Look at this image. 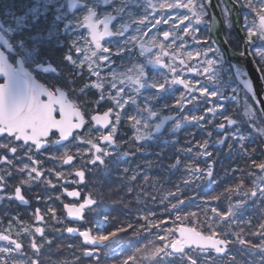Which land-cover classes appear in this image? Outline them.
<instances>
[{
  "label": "flooded vegetation",
  "instance_id": "obj_1",
  "mask_svg": "<svg viewBox=\"0 0 264 264\" xmlns=\"http://www.w3.org/2000/svg\"><path fill=\"white\" fill-rule=\"evenodd\" d=\"M31 2L35 3L36 0H31ZM48 2L54 5L57 13L56 21L51 25L47 22L33 24L30 18L21 15L25 0H0V54H3L6 61L19 74V79L14 81V84L23 86L26 80L28 86L46 90L55 89L57 93H63L65 99L76 105V110L81 111L85 123L79 132L70 134L69 138L59 140L54 137L52 142L39 152L33 153L35 158L41 161L40 167L45 172V179H51L56 186L49 187L43 180L30 182L22 189L27 203H20L14 199L0 200V221H2L0 229L8 228L10 221L15 216H19L21 222L12 224L14 238L18 227L34 230L36 225L34 212L39 208L45 215L43 225L46 229L45 237L51 241L45 243L40 249V264H89V262L80 260V255L84 256L82 239L78 235L67 233L64 229L76 227L93 231L94 224L101 227L106 226V212L108 211L106 187L110 186L111 192L108 196L111 197L110 195L118 188V197L121 198L117 206L123 214L121 225L130 222L135 224L138 220V213H147L150 214L148 221L156 225H160L158 220L162 217L170 216L166 222L167 227H163L175 228V225L178 227L184 224V226L195 228L208 235L212 213L210 207H203L204 201L209 200V204L226 211L229 200L240 199L242 194L237 196L232 193L229 196L223 187H235L240 182L239 178L242 174L245 179H248V170L256 171L249 159L257 162L264 160V116L247 89L246 76L240 71L245 64L240 60V55L245 48L258 67L264 88V67H262L264 65L262 54L264 41L253 39L249 42L246 37V27L242 25V21L244 24L253 23L252 10L242 4L244 0H241L240 4H237L236 0H223V4L221 0H213L216 10L215 19L221 24L220 30L213 31L214 15L207 4L204 6L202 22L197 27L200 38L208 41L210 49L214 51L215 55L212 59L216 63L211 77L203 80L202 84L209 92L217 93L212 104L221 107L211 116L206 117L204 123H201L185 121L183 116L200 115L208 106L204 98H201L200 102H189L188 106L178 111L173 105L183 93L181 85L169 84L159 92L153 88V85L167 78V69L161 64L152 63L150 52L141 54L138 46L133 48L127 40H123L137 34L138 26L131 20L127 17H118L110 25L114 34L112 37H105L102 44L111 48L112 55L108 67L98 69L101 71L98 79L89 70V65L96 68L97 63L84 62L85 53L76 59L68 58L70 45H74L82 35L76 23L78 17L60 14L64 0H48ZM74 2H79V0H74ZM84 2L85 0H81L82 4ZM86 2L88 6L95 7L100 15L111 12L119 6V0H116V3H113V0H86ZM197 2L200 3L202 0H197ZM252 3L255 6L257 3H264V0H252ZM224 8H227L226 12ZM34 11L35 8H33ZM77 11H82V9ZM133 11L140 15L142 9L138 5ZM180 11L182 10L173 11V17ZM244 18L247 20L245 21ZM49 20H51V15ZM160 27L168 29L170 25ZM144 31L147 32V28ZM117 32L121 34L125 32V37L116 35ZM83 35L87 37L88 33L85 31ZM140 39L146 46H151L153 39L162 40V36L158 29H152L148 35H142ZM83 47L87 50L89 44H83ZM222 49L230 51L236 64L227 60ZM176 59L178 60L179 57ZM133 68H139L143 72V87L136 91L126 85L125 95L131 96L133 103L129 104L120 115L118 123L115 120V112L109 117L117 128L115 146H104L112 151L111 155L116 154L115 157L119 158V162L112 159L111 164L106 163L109 159L108 155L102 166L87 168L83 184H63V180L57 181V173H64V177L71 181L74 176L72 177L69 173L74 174L76 170L84 166L85 159L81 158L83 152L78 153L77 151L86 152L89 145L79 142L82 137L85 140L91 139L99 143L101 132L107 133L111 130V128L99 129L91 120L93 115L102 116L108 109L115 108V101L118 99L105 77L108 76L112 81H118ZM3 79L0 76V82H3ZM144 108L155 115L149 116L147 112L142 111ZM2 116L3 101L1 100L0 119ZM128 116H137L148 123L145 139L139 142L135 140L140 133L127 120ZM221 117H228L231 124L221 129L219 127V124L223 122ZM205 140L208 141L205 150L211 153L207 159L201 158L198 155V149L195 148L196 142L202 143ZM2 141L3 138H0V142ZM190 147H193V151H186ZM114 151H122V154L118 156L119 153ZM127 152L131 154L126 155ZM67 153L73 155L75 160L65 165L59 158ZM0 156H7L11 164V166L0 164V176L5 177V192L12 194L14 188L19 186L20 180L24 178L23 173L17 171V167L30 164V161L23 154L22 149H18L16 155L6 149H0ZM177 159H179L178 164L175 163ZM209 160L212 161L214 169L211 179H196L186 171L189 167L206 168ZM159 166H161L160 170ZM9 167L12 172L10 176L5 171ZM113 179L117 184L112 186L110 183ZM185 180L191 182L185 184ZM77 187L82 197L92 194L96 198L92 206L85 208L83 220L67 218L63 209L64 203L82 202L74 201L63 195V188L72 190ZM159 189L161 193L159 198H164V205L161 206H158L156 202ZM101 190L103 193H100ZM57 196L61 199L58 200ZM213 196H219L220 199L211 200ZM173 197H182L185 202L175 209L173 208ZM195 198L200 199L201 205L195 204L197 203ZM190 203L192 205L187 206ZM102 204L105 205L102 206ZM48 207L57 210V216L63 220L62 224L50 219L51 214L48 212ZM182 210L183 215L187 216L188 220H192L175 224L174 217ZM260 211V202L253 199L239 208L238 213H245L246 218L251 216L247 219H251L255 224ZM160 212H163L162 215ZM146 223L145 220H139L136 226L140 229V226ZM246 227L247 225H244L237 231ZM142 230L139 235L131 236L128 232L122 233L120 244L124 247L121 251L125 250L127 243H147L150 240L149 237L153 236L149 232L156 231L155 228ZM102 233L106 234V231ZM243 235L249 236L250 239L255 238L246 232ZM20 238L27 246V250L21 254V259L27 260L36 255L30 247L32 237L24 233ZM37 242H40L38 237ZM106 242L103 243L101 249H98V262L101 260L103 264H111L110 259L116 258L117 254L110 253L106 256ZM236 255H240L243 261L247 259L241 252ZM86 258H89L86 260H92L93 264L98 259H93L92 256ZM117 258L120 260L123 257ZM201 264H205V261L201 260ZM217 264H227V261L217 260Z\"/></svg>",
  "mask_w": 264,
  "mask_h": 264
},
{
  "label": "snow or ice",
  "instance_id": "obj_2",
  "mask_svg": "<svg viewBox=\"0 0 264 264\" xmlns=\"http://www.w3.org/2000/svg\"><path fill=\"white\" fill-rule=\"evenodd\" d=\"M209 2L210 0H202L200 3L197 0H119L118 7L112 9L111 12L100 15L95 7L87 5L86 0L83 4L81 0L79 2L64 0L60 14L78 17L76 23L79 25L82 34L81 39L77 40L74 45H70L68 58L76 59L85 53L84 62L93 61L97 63L96 68L89 65V70L92 75L99 79L101 71L98 69L108 67L112 55L111 48L103 46L102 41L105 37L113 36L114 33L110 25L114 20L118 17H127L128 20L138 26V31L136 35L128 36L123 40H127L133 48L138 46L141 49V54L150 52L152 63L161 64L167 69V78L153 85V88L159 92L168 87L169 84L181 85L183 93L173 105L178 111L188 106L189 102H200L201 98H204L208 106L200 115L183 116L185 121L204 123L206 117L211 116L221 107L212 104L217 93L209 92L202 84L203 80L211 77L216 63L212 59L215 55L214 51L210 49L208 41L200 38L197 27L202 22L204 6ZM113 3H116V0H113ZM236 3L240 4L241 0H236ZM221 4H223V0H221ZM242 4L248 6L254 13L253 23L244 24L242 21V25L246 27V37L249 42H252L253 39L264 41V3H257L254 6L252 0H244ZM138 5L142 9L140 15L133 11ZM107 6L105 3V7ZM33 8H35L34 12ZM78 9H82V11L78 12ZM175 10L182 11L173 17L172 13ZM224 11L226 12L227 8H224ZM21 15L30 18L33 24L47 22L51 25L56 21L57 13L54 10V5L48 0H36L35 3L31 0H25ZM50 15L51 20H49ZM244 19L247 20V18ZM257 20L258 24L256 23ZM161 25H170V27L163 29L160 27ZM145 28H147V32L144 31ZM152 29L160 31L162 40L153 39L151 46H146L140 37L148 35ZM85 31L88 33L87 37L83 35ZM125 32L123 34L117 32L116 35L125 37ZM174 32L175 35H173ZM83 44H89V49L86 50ZM89 52L90 54H88ZM176 57L179 59L177 60ZM24 75L26 76V74ZM0 76L4 78L3 82H0V100L3 101V116L0 119V138H3V141L0 142V149H6L13 155L18 153V149H22L23 154L30 161V164L17 167V171L23 173L24 178L20 180L19 186L14 188V193L7 194L5 192V177L0 176V200L14 199L20 203H27L28 201L22 191L23 186L40 180H43L49 187L56 186L51 179H45V172L40 167L41 161L36 159L33 153L39 152L52 142L54 137L65 140L70 137V134L79 132L85 121L81 111L76 110L77 106L68 102L64 94L57 93L55 89L46 90L28 86L25 80L23 87L18 84L17 90L13 91L12 84L14 81H18L19 74L6 61L3 54H0ZM105 79L109 81L110 89L118 98L115 101V108L108 109L102 116L93 115L91 120L97 128H111V130L107 133L101 132L99 143L91 139L85 140L83 137L80 139V143L89 145L86 152L84 150L77 151L78 153L83 152L81 158L85 159V164L74 174L69 173L72 177L74 176L71 181L64 177V173H57L56 180H63V184H83L87 175V168L104 164L105 158L111 155L110 149L104 146H115L117 129L109 117L115 112V120L118 123L120 115L129 104L133 103L131 96L125 95L126 85L136 91L143 87V72L139 68L131 69L124 78L118 81H112L108 76ZM142 111L147 112L149 116L155 115L149 112L147 108L142 109ZM127 120L140 133L135 137V140L139 142L145 139L149 127L148 123L137 116H128ZM221 120L223 121L219 124L221 129L231 124L228 117H221ZM207 143L208 141L205 140L195 144L198 155L203 159H207L211 155L205 150ZM186 151H193V147L186 149ZM130 154L129 152L126 153V155ZM59 159H62L63 164L67 165L73 163L75 157L67 153ZM249 161L256 169V171L249 169L247 172V176L253 178L251 183L249 184V181L242 174L239 178L240 182L235 187L229 186L225 189L229 196L232 193L237 196L242 194L240 199L229 200L226 211L209 204V200L204 201L203 207H210L212 213L208 235L190 227H161L148 221L147 213L140 214L135 224L130 222L121 225L106 234H94L88 228L81 230L76 227H66L64 231L78 235L82 239L84 255L97 259V246L110 238L123 232L139 235L144 228L156 229L154 233L149 232L154 235V240H148L147 243L131 249L116 264H169V261L172 260L179 261L180 264H201V260L205 261V264H217V260H225L227 264H237L239 257L230 251L232 249L230 245L237 244L243 249L241 253L247 257L243 264H264V160L257 162L249 159ZM175 163L178 164L179 159ZM0 164L11 166L7 156H0ZM5 171L8 176L12 174L11 167ZM186 171L196 179H211L214 171L213 163L209 160L206 168L189 167ZM132 179H136V177H132ZM190 182L189 180L184 181L185 184ZM63 195L72 198L74 201H82L63 204L64 212L69 219L83 220L85 208L96 202V198L92 194L82 197L78 187L72 190L63 188ZM57 199L59 200L61 197L57 196ZM219 199V196L211 198V200ZM253 199L260 202L261 208L256 223L253 224L251 219L246 221L234 219L236 211L243 207L247 201ZM184 202L180 200L178 204L173 205V208L179 207ZM48 212L51 214L50 219L55 220V223H63V220L57 216L55 208L48 207ZM34 217L36 222L34 230L33 228L18 227L15 238L12 233V224L21 222L19 216H15L10 221L8 228L0 229V264H40V249L45 243L51 241L45 237L46 229L43 226L45 215L39 208L35 210ZM139 220L147 221L146 224L140 226V229L136 226L139 224ZM221 224L230 228L231 231L223 230ZM242 224H246L247 227L241 228L239 232L232 227ZM212 225H216V227H212ZM245 232L255 239H248L247 236L243 235ZM24 233L32 237L30 247L36 253L27 260L21 259V254L27 250V246L20 238ZM37 237L40 242H37Z\"/></svg>",
  "mask_w": 264,
  "mask_h": 264
},
{
  "label": "rangeland",
  "instance_id": "obj_3",
  "mask_svg": "<svg viewBox=\"0 0 264 264\" xmlns=\"http://www.w3.org/2000/svg\"><path fill=\"white\" fill-rule=\"evenodd\" d=\"M178 23H179V21H177ZM258 24V23H257ZM262 54L264 55V52H262ZM112 152V151H111ZM115 153L116 152H118L119 154H118V156L119 155H121L122 154V151H114ZM112 156V158L110 159V157ZM116 156V154H114V155H109V159L106 161V163H110L111 164V162H112V159H114L116 162H119V158H117V157H115ZM253 178H248L247 180L249 181V184L251 183V180H252ZM106 184H107V182H106ZM112 186L113 185H116L117 184V182H116V180L115 179H113L112 181H111V183H110ZM117 187V186H116ZM111 192V187L110 186H108V188L106 187V208L108 209V211L106 212V226H98V225H96V224H94V227H93V233L94 234H103L102 232H104V231H107V233H109V232H111V231H113V230H115V229H112L113 227H119V226H121V219H122V216H123V214L121 213V211L118 209V207L117 206H119V204H120V199L121 198H119L118 197V188L117 189H115V193H113V194H111L110 196L111 197H109L108 195H109V193ZM100 193H103L102 192V190L100 191ZM160 189L158 190V196H157V199H156V202L158 203V206L161 204V198H159L160 197ZM113 197H115V198H113ZM113 198V199H112ZM173 199H174V204H178L179 203V201L180 200H184L182 197H173ZM195 200H196V202L197 203H195V204H198V205H201V203L199 202L200 201V199L199 198H195ZM173 204V205H174ZM105 204H102V206H104ZM164 205V204H163ZM190 205H192L191 203L190 204H188L187 206H190ZM112 206H114V207H112ZM176 209V208H175ZM239 210V209H238ZM238 210L236 211V213H235V215H234V219H236V220H248L247 218H250L251 216H248L247 218L245 217L246 215H245V213H238ZM183 210L182 211H180L179 213H177L176 215H175V217H174V221H175V224H177V223H179V222H183V223H187L186 221H191L192 219H187V216H184L183 215ZM162 213L163 212H160V215H162ZM140 214H144V213H138V215H137V218L139 219V215ZM241 214V215H240ZM158 215H159V212H158ZM148 216H150V214H148ZM170 219V216H166V217H162V219H160V220H158V222H160V226H166L167 227V225H166V222H167V220H169ZM196 221H197V219H196ZM244 225H246V224H242V225H239V226H236V225H233L232 227H234L235 228V230L237 231L240 227H242V226H244ZM177 225H175V228H177L176 227ZM222 228H223V230H225V231H231V229L230 228H227V227H224V225L223 224H221L220 225ZM165 227V228H166ZM142 232H144L143 230H142ZM238 232V231H237ZM124 233V232H123ZM121 235H122V233H120V234H118V235H116V236H114V237H112V238H110L107 242H106V244H108L107 245V247H106V256H108V255H110V253H115V252H113V248L118 244V243H120L121 242ZM129 235H133V234H129ZM245 236H247V235H245ZM247 238L248 239H250L249 238V236H247ZM149 239L150 240H154L155 239V237H154V235L152 236V237H149ZM135 245H133V247H132V249L133 248H135V247H137V246H139V245H143V242H140L138 245L136 244V243H134ZM128 245H131L130 243H127L126 244V247L128 246ZM232 249L230 250V251H232V252H234L235 254H237V253H240L241 251H243V249H241L240 247L241 246H239L238 244L237 245H231L230 246ZM125 251H126V248H125V250L124 251H119L118 253H117V255H116V258H111L110 259V261H111V264H116V262H118L119 260H118V258L117 257H120V256H124L126 253H125ZM198 255V254H197ZM80 260L81 261H86V262H89V264H93V262H92V260H86L85 258H84V256H83V254H81L80 255ZM224 262H225V260H223ZM180 264V262L179 261H175V260H172V261H169V264ZM78 264H81V263H78ZM98 264H103L102 263V261L100 260V262L98 263ZM109 264V263H108ZM237 264H243V261H239L238 260V262H237Z\"/></svg>",
  "mask_w": 264,
  "mask_h": 264
},
{
  "label": "water",
  "instance_id": "obj_4",
  "mask_svg": "<svg viewBox=\"0 0 264 264\" xmlns=\"http://www.w3.org/2000/svg\"><path fill=\"white\" fill-rule=\"evenodd\" d=\"M210 3L212 4L209 5H212V7H214L212 0H210ZM214 15H215V10H214ZM220 25H221L220 21L214 19L213 26H215L216 30H220ZM225 51L227 54L228 61L233 62L234 61L233 55L227 49ZM240 60L245 63L241 68V70L246 76H248L250 80L249 89L252 92L256 100V103L264 116V92H263V85L260 78V74L258 73V70L254 65V62L249 57V54L247 53L246 49L244 50V54L240 56Z\"/></svg>",
  "mask_w": 264,
  "mask_h": 264
},
{
  "label": "trees",
  "instance_id": "obj_5",
  "mask_svg": "<svg viewBox=\"0 0 264 264\" xmlns=\"http://www.w3.org/2000/svg\"><path fill=\"white\" fill-rule=\"evenodd\" d=\"M160 168H161V166H160ZM163 172V171H162ZM161 173V172H160ZM164 173V172H163ZM224 188V190L226 189V188H228V187H223ZM118 227H113L112 229H117ZM255 239V238H254ZM238 257H239V261L241 262V261H243L242 260V258H241V256L240 255H238Z\"/></svg>",
  "mask_w": 264,
  "mask_h": 264
},
{
  "label": "bare ground",
  "instance_id": "obj_6",
  "mask_svg": "<svg viewBox=\"0 0 264 264\" xmlns=\"http://www.w3.org/2000/svg\"><path fill=\"white\" fill-rule=\"evenodd\" d=\"M1 101V100H0Z\"/></svg>",
  "mask_w": 264,
  "mask_h": 264
}]
</instances>
